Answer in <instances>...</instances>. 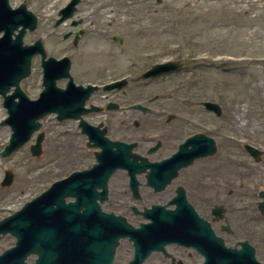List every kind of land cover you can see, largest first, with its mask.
I'll use <instances>...</instances> for the list:
<instances>
[{
  "label": "rangeland",
  "instance_id": "obj_1",
  "mask_svg": "<svg viewBox=\"0 0 264 264\" xmlns=\"http://www.w3.org/2000/svg\"><path fill=\"white\" fill-rule=\"evenodd\" d=\"M68 2L9 0L14 8L25 4L38 18L37 29L25 35L24 43L28 45L41 39L48 56L57 59L69 56L73 76L80 72L91 82L98 70H110L113 80L129 73L126 55L119 54L116 49V60L111 56L113 45L109 37L120 34L126 47L138 52L139 73L169 60L178 62L181 69L148 85L141 82L140 88L127 91L124 97H109V101L126 108L140 103L152 108H193L196 112L201 102L210 101L222 108V121L216 129L212 126L201 128L194 123L179 131L181 138L197 133L210 136L217 144L216 154L181 170L178 179L162 194L147 197L146 188L142 189L143 200L137 207L141 210L149 204L163 202L173 194L176 186L189 183V197L199 215L208 220L210 209L215 205L226 210L224 221L212 225L225 245L233 248L239 242L247 241L255 250L256 260L264 264V216L257 209L258 193L264 191V0H83L77 6L74 19L92 16L100 27H106L108 36L97 39L95 34L92 35L95 28L80 26L86 35L76 49L71 40L63 39L66 33L75 30L70 21L54 27L58 11ZM41 73L40 58L36 57L30 78L21 83L22 90L31 99H36L41 91ZM155 96L162 99L157 105L148 104ZM92 102L96 103V99ZM200 112L205 114L203 110ZM122 115L113 112L116 118ZM125 116V128L118 129L117 121L108 127L110 139H140L141 134L150 132L153 122H160L154 116L142 117L134 110H127ZM6 118L0 96V152L11 135L10 127L1 125ZM134 118H139L138 130L133 126ZM41 123V129L29 142L9 158L0 160V181L4 171L13 174L9 188L0 187V200L9 199V215L55 181L95 163L93 150L83 147L85 137L79 133L74 121L58 123L55 115H50ZM38 133L44 134L42 154L32 157L30 146ZM245 144L262 151L259 162L245 152L242 147ZM80 150L84 152L80 154ZM228 159L243 161L248 175L243 176L238 168L226 175L212 169ZM60 164L61 169L57 167ZM126 183L125 172L117 171L109 182V200L102 209L123 216L137 226L143 219L116 201L129 197L127 202L132 204L130 196H125L128 194L126 189H122L125 195L118 192ZM198 193L203 194L205 201L198 200ZM7 211V205L0 204V220ZM225 222L230 229L228 234L220 230V225ZM14 243L12 236H0V254ZM132 254L131 243L121 241L113 264H128ZM156 257L158 255L154 254L145 264H153Z\"/></svg>",
  "mask_w": 264,
  "mask_h": 264
},
{
  "label": "water",
  "instance_id": "obj_2",
  "mask_svg": "<svg viewBox=\"0 0 264 264\" xmlns=\"http://www.w3.org/2000/svg\"><path fill=\"white\" fill-rule=\"evenodd\" d=\"M80 2L71 0L61 9L55 26L73 17ZM37 24V17L25 5L12 10L8 0H0V33H3L0 38V95L8 114L1 125H8L12 132L9 143L0 152V159L8 158L26 144L41 128L39 121L51 113L57 114L60 121L80 119L85 114L83 106L86 100L97 90L93 86H76L69 73L70 59L47 58L41 40L32 45H23L26 31H34ZM73 25L77 23L73 22ZM80 32L75 33L74 44ZM38 55L43 69V90L36 100H30L20 84L30 75L32 59ZM178 68L173 62L159 64L142 77L154 78L175 72ZM61 79H68L65 89L56 86ZM123 85V82L114 83L104 89H121ZM11 88L14 90L8 94ZM202 105L207 111L219 115L217 104L204 102ZM116 107L115 104L108 105L110 110ZM132 108L147 112L138 104ZM80 126L93 143L88 146L102 148V152L96 154L97 164L91 170L73 173L66 180L54 183L21 210L0 222V235L9 233L16 239L14 247L0 255V264H112L119 241L125 238L134 246V257L130 264H142L152 251L164 252V246L173 242L195 246L205 258L203 264H262L255 260V250L247 241L238 243L240 249L226 248L211 231L209 223L187 203L182 188L177 190V197L171 201L177 204L174 210L152 206L139 212L133 207L134 214L151 220L148 224H140V228L131 226L121 216L103 213L97 203L107 199L109 178L119 168L128 170L134 197L139 196L135 175L146 169H150L148 184L155 192L162 191L180 169L188 167L198 158H208L216 153L212 139L196 135L185 141L171 159L150 164L131 154L132 145L105 138V130L89 126L83 120ZM42 141L43 134H39L35 144L30 147L33 157L40 156ZM243 147L255 162H259L261 151L249 145ZM12 181L13 174L5 172L2 185L9 186ZM98 189L101 191L98 192ZM258 196L261 201L257 208L264 216V191L259 192ZM66 198H74V202L66 203ZM224 212L221 207L212 209L216 220L223 219ZM32 256L35 257L34 261L27 263L26 260Z\"/></svg>",
  "mask_w": 264,
  "mask_h": 264
},
{
  "label": "flooded vegetation",
  "instance_id": "obj_3",
  "mask_svg": "<svg viewBox=\"0 0 264 264\" xmlns=\"http://www.w3.org/2000/svg\"><path fill=\"white\" fill-rule=\"evenodd\" d=\"M80 20H81V26L89 25V28H91V29L95 28L96 32H94L92 35L95 34L94 36L97 39L105 38L108 36L106 27L105 28L100 27L97 24L96 20H92V16H90L88 18H80ZM120 26L121 25H119L118 27H120ZM85 35H86L85 31H83V34L81 36V40L84 38ZM118 35L120 36V38L122 40V44H119L114 40V37L116 35L109 37L111 42H112V45H113L111 56H112V58H114V61H115L116 60L115 50L117 49L119 54L123 53V55H126L128 57V60H127L128 63L127 64L129 66V73L126 76L124 75L123 77L111 80L110 79L111 78L110 77V75H111L110 70H107L106 72H103V71L100 72L98 70L97 73H95V80L90 82V80H87L85 78V75H83V73L79 72L80 74L77 73V74H75V76L72 75L76 85H80V86L96 85L98 87V89L93 94H91L89 99L86 101V104L84 106L85 115H83V119H84V121H86L90 125L100 126L101 128L105 129L107 136H108V127L112 126L114 121H117V123L119 124L118 129H121L122 127L125 128V126H127V122H126L127 117L125 116V113L127 112V110L136 111L135 109H132L130 106L127 108L122 107L117 102H114L118 105L117 109H115L114 111H110L107 108V106L110 102L108 100V98L109 97L119 98L120 96L124 97L126 95L127 91H130L131 89H135V88L136 89L140 88L141 82H142L140 79L142 74L139 73V69L137 68V66L140 62L138 52H136L135 49H128L126 47V45L124 44L123 36H121L120 34H118ZM65 40H71V42H72L73 41V35H70ZM81 40H80V42H81ZM88 71L90 72V69ZM81 72H83V71H81ZM108 79H110V80H108ZM121 79H125L127 81L126 85L124 86V89H117V90H113L111 92L104 90V86H106L110 82H114L116 80H121ZM154 80L155 79L149 80V81L145 82V84L148 85L149 83H152ZM66 83H67L66 81H59L57 85L59 88H64L66 86ZM100 93H102V94L99 95ZM94 99H96V103L92 102ZM161 99H162L161 96H155L153 98H150V100L148 101V104L157 105V102ZM147 108L149 109V111H147L145 113L142 112L141 110H137V111H138V113H140V115L142 117L154 116L160 122H158V123L156 121L153 122L151 125V128L149 129L150 132H145L144 134H141L140 139H134L133 137H131V139H129V140L122 139L121 141L125 142V143H129V144H134V148L132 149V152H134L138 156L146 158L149 162H159V161L168 159L177 151L179 145L183 141H185L186 138H189L190 136H192V135H187L185 138H181L179 136L180 135V132H179L180 128L184 129V128H187L189 126H192L194 123L195 124L197 123L198 126L201 128H204L206 126H212V128L216 129V126L222 121V117H221L222 114L220 116H217V115L215 116V114H213V113H210V112L207 113L203 107H200V109H198L197 112L194 111L193 108L185 109V108L179 107V108L175 109L174 107H162V106H157L156 108H152V107H147ZM201 110H203L205 112V114H202L200 112ZM113 112H118V113H121L123 115H122V117L116 118L113 116ZM134 119H135V121L133 122V126L136 130H138L140 127L139 126V118H134ZM56 121L58 123H62L61 121H58V120H56ZM66 121H74L76 123V127L78 128V130H80L78 120H66ZM175 129L177 131H175ZM79 133L85 137V135L81 132V130L79 131ZM146 134L148 136H146ZM175 142L177 144H175ZM86 144H87V140L85 137L84 142H83L84 148H86ZM87 150H89V149H87ZM79 152H80V154H82L84 151L80 150ZM70 156H72V155L70 154ZM93 157L95 158V151H93ZM69 162H71V161H69ZM57 167L59 169H61L63 166H62V164H60ZM57 171H59V170H57ZM179 173H178L177 177L172 182H174L175 180L178 179ZM146 175H147V172L142 173L137 177L139 182H140V187H139L140 199L138 201L132 202V204L130 205V203L127 202V200H129V197H128V199H127V197H124L122 199H117L116 200L117 203H120V204L122 203V205H124L125 208H129V209L131 208L132 205L138 206V204L141 203L143 200L141 190L145 189V188H146L145 190H146V196L147 197L152 196V195H156V193H154L153 190L146 185V179H145ZM64 177H62V178H64ZM140 179H143V181H141ZM180 186L183 187L185 190L186 200L189 202V204L197 212V210L195 209V206H193V204L191 203L192 202L191 197H189V193L191 192V191H189V190H191L189 183H186L185 185L176 186L174 188V192L171 196H169L167 199L163 200V202L159 201V202H156L155 204L167 205L170 208L175 207V205L169 206V204H170V200L175 196L177 188ZM122 189H124V190L126 189L128 191V194L125 195V192ZM120 191H121L122 195L130 196V198H131V194H130L129 188H128V181L125 184V186H123L121 188V190H119L118 192H120ZM165 191H163L161 193H157V194H162ZM196 197L198 198V200L205 201L202 193H198L196 195ZM132 201H133V199H132ZM3 202L8 207V211L6 214V216H8L9 215V199L8 200L7 199L0 200V204H3ZM149 205L151 206L152 204H149ZM153 205H154V203H153ZM198 215H199V213H198ZM6 216L2 217V219L5 218ZM201 217L206 219L203 216H201ZM212 220H213V217L210 214L207 221H209L211 223V225H213V223L214 224L216 223V222H213ZM224 226L225 225L221 224L220 230H223ZM212 228H213V226H212ZM166 253H167V255H165L163 253H157L158 257H156L153 264H201V262L203 260L201 255L199 253H197V251L190 246H180V245H176V244H171V245L166 247ZM146 261H145V263H146Z\"/></svg>",
  "mask_w": 264,
  "mask_h": 264
},
{
  "label": "bare ground",
  "instance_id": "obj_4",
  "mask_svg": "<svg viewBox=\"0 0 264 264\" xmlns=\"http://www.w3.org/2000/svg\"><path fill=\"white\" fill-rule=\"evenodd\" d=\"M138 0H132V2H137ZM244 164L243 161L241 160H227V161H223L217 165H215L214 168H212L214 171H216L219 174H229V173H233L234 170H237V168L240 170L241 174L243 176L248 175L247 170L245 168H243ZM246 173V174H245Z\"/></svg>",
  "mask_w": 264,
  "mask_h": 264
}]
</instances>
